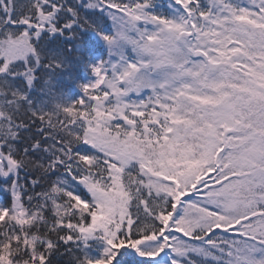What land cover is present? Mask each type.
Returning <instances> with one entry per match:
<instances>
[{
	"label": "snow or ice",
	"instance_id": "1",
	"mask_svg": "<svg viewBox=\"0 0 264 264\" xmlns=\"http://www.w3.org/2000/svg\"><path fill=\"white\" fill-rule=\"evenodd\" d=\"M0 264H264V0H0Z\"/></svg>",
	"mask_w": 264,
	"mask_h": 264
}]
</instances>
